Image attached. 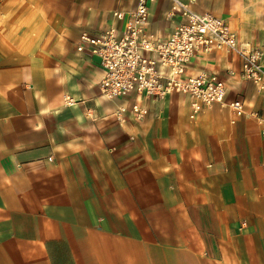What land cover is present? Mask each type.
Listing matches in <instances>:
<instances>
[{
  "label": "crops",
  "instance_id": "1",
  "mask_svg": "<svg viewBox=\"0 0 264 264\" xmlns=\"http://www.w3.org/2000/svg\"><path fill=\"white\" fill-rule=\"evenodd\" d=\"M138 1L0 0V264H264V96L239 57L193 71L218 72L242 116L173 91L139 118L77 49ZM182 1L264 49V0ZM173 4L148 0L146 29L167 36Z\"/></svg>",
  "mask_w": 264,
  "mask_h": 264
},
{
  "label": "built area",
  "instance_id": "2",
  "mask_svg": "<svg viewBox=\"0 0 264 264\" xmlns=\"http://www.w3.org/2000/svg\"><path fill=\"white\" fill-rule=\"evenodd\" d=\"M173 2V14L179 21L165 37L146 29L148 0H139L128 17L117 13L124 21L121 31L111 27L98 36L82 35L77 49L96 56L105 72L100 82L102 92L111 97L138 98L132 110L139 118L173 91L189 96L195 112L213 103H225L234 117L242 116L244 100L227 101L226 80L207 68L195 72L193 64L204 55L232 51L240 59L239 77L253 82L256 93L264 96L263 47L242 41L225 19L199 13L182 0ZM228 71L236 74L231 68ZM259 121L264 137V118L259 117Z\"/></svg>",
  "mask_w": 264,
  "mask_h": 264
}]
</instances>
